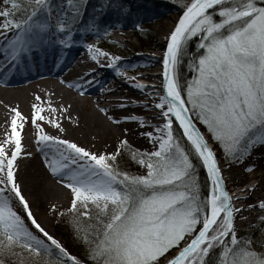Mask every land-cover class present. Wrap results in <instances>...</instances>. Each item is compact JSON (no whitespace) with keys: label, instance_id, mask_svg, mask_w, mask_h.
Masks as SVG:
<instances>
[{"label":"snow or ice","instance_id":"obj_1","mask_svg":"<svg viewBox=\"0 0 264 264\" xmlns=\"http://www.w3.org/2000/svg\"><path fill=\"white\" fill-rule=\"evenodd\" d=\"M66 2L67 10L54 11L51 0H25L23 5L5 0L8 6L0 7L4 18L0 27L5 30L0 32V64L25 63L39 56L54 38L60 45L72 43L68 10L79 9L75 0ZM193 38L199 50L190 52ZM87 47L93 50L95 45ZM186 58L192 70L187 79L182 72ZM118 60L119 56L111 57L117 74L121 72ZM155 94L163 120L155 129L158 147L132 150V159L146 168L143 174L120 168V146L115 152L98 154L49 134L37 122L38 117L44 119V105H33L36 147L51 172L72 192L70 211L80 215H72L70 221L86 245V255L95 264H161L162 260L164 264H208L209 255L213 264H264V246H254L248 233L244 238L237 235L235 218L246 205H234L220 162L193 120L194 114L207 126L222 146L225 160L243 159L255 147L264 146V0H184L163 54L162 90ZM47 107L56 110L52 103ZM13 112L11 134L0 143V264H86L46 231L22 192L17 157L31 155L22 153L20 121L27 118L17 109ZM174 121L190 144L176 136ZM47 122L62 130L59 120L49 116ZM119 143L127 146V138ZM197 160L211 180L203 191ZM13 200L21 203L38 232ZM259 205L264 210V200ZM185 239L188 242L181 247ZM174 247L179 251L165 260Z\"/></svg>","mask_w":264,"mask_h":264},{"label":"bare ground","instance_id":"obj_2","mask_svg":"<svg viewBox=\"0 0 264 264\" xmlns=\"http://www.w3.org/2000/svg\"><path fill=\"white\" fill-rule=\"evenodd\" d=\"M2 22L3 18L0 17ZM155 29L164 38L173 29V22L157 23ZM4 31L0 27V32ZM78 37L73 32V42L66 45H60L58 38H54L39 56L25 63L0 64V143L6 139L5 134H11L13 109L19 110L27 118L20 121L23 124L20 129L22 153L31 155L17 157L16 175L41 225V221L50 223L49 218L45 222L44 214L52 205H58L64 200L70 202L72 192L66 184L60 182V177L51 172L45 163L44 154L36 147L37 130L31 122L33 105H44V119L38 117L37 122L44 125L45 131L71 139L98 154L110 152L113 143L125 137L132 144L152 151L158 147L155 129L163 123L160 110L155 104L158 98L154 96L157 95H153L152 89L147 91L152 87L148 85L140 88L136 83L137 79L153 80L159 83L157 89L162 90V65L156 71L152 70L158 54H150L146 50L114 53V56L120 57L116 63L120 65L121 72L117 74L111 67L112 61L107 51L101 53L99 50H89L87 44L92 43ZM2 43L3 40H0ZM121 80H125L126 84L121 83ZM48 103L54 104L56 110L49 109ZM105 108L107 112L103 110ZM49 116L60 121L62 130L47 122ZM136 117H144L145 121L151 123H142ZM149 131L153 132V137L146 135ZM204 136L209 139L206 133ZM9 143L14 146V142ZM218 161L225 184L232 190L234 205L237 208L241 204L246 205L235 218L239 231L246 220H254L253 210L259 208V202L264 200V146L255 147L250 155L236 162L224 164ZM243 176H246L245 181L236 184ZM241 196L245 198L241 199ZM13 205L29 226L38 232L31 225L21 203L13 200Z\"/></svg>","mask_w":264,"mask_h":264},{"label":"rangeland","instance_id":"obj_3","mask_svg":"<svg viewBox=\"0 0 264 264\" xmlns=\"http://www.w3.org/2000/svg\"><path fill=\"white\" fill-rule=\"evenodd\" d=\"M21 1L22 2H19V1L18 2L21 4L25 3V0H21ZM81 1H83V0H75L77 7H79V4L81 3ZM108 1L109 0H105V2H108ZM179 1L184 4V0H179ZM124 3H121L117 0H110V3H109L110 5L108 8L110 9L111 12H113V15L108 17V18H110V20L106 26V30L103 33H98L96 31H94V29H95L94 26L87 25L83 29H81L80 31L77 32V37L79 36L78 37L79 39L87 40V42L95 45V48H94L95 51H98L100 49L107 51V56L110 58L112 56H114V53H118V52L138 53L141 50H146V51L150 52V54L156 53V54H158V56H157V59L154 61V66L152 69V70H156L158 66L163 65L164 51L158 50V49H150L149 45L160 47L162 44L166 43L168 36L162 38L161 35L159 34V32L155 29V25L157 23H160V22H162V23H164V22L165 23H172L173 22V27H174L175 22H176V18L179 17L181 11L183 10V5L179 4L180 6L176 7L178 9L169 12L167 17H163V18L152 21V18H144L149 13L146 12V10L140 9L142 7H144V8L147 7L145 5L146 3H141V1H133L132 4L134 6L140 7L139 8L140 10H138V11H136L135 9L132 10V7L127 5L128 3H126V6L124 5ZM3 6H8V5L5 4V0H0V7H3ZM57 8H59L61 10H67L68 5H67L66 0H54L53 10L55 11ZM95 11L98 12V9H95ZM140 11H143V12H140ZM117 13H118L119 18H121V17H127V18L121 20V19L116 17ZM68 14L69 15H75L77 13L74 11L68 10ZM0 17H2V16H0ZM217 18H219V17L217 16ZM144 20L147 22H144ZM149 21H152V23H150ZM140 30L143 31L144 34L149 31V33H151L154 36L155 41L150 40V37L148 39L144 36V37H142V41L138 42L133 35L135 33L139 32ZM193 42H194V44H196L195 38H193ZM196 47H197V44H196ZM193 118L196 121L197 125H199L201 127L202 131L208 135L209 139L214 140L211 133L207 129V126L202 121L197 119L194 114H193ZM122 139H119L118 141L113 143V147L110 150V152H115L117 147L120 146L122 150L120 153L117 154L118 163H119L120 168L122 170H127L130 172H137V173L143 174L146 171V168L144 166L140 165L136 160L132 159V150L133 149H135V150H147V151H150V150L140 148V147L132 144L128 140H127L128 141L127 146H122L119 143ZM30 140L32 141L31 138H30ZM212 140H211V142H212ZM214 141L216 142L215 146H214L213 142L211 143V145L213 147V152L216 154L218 160L223 161L224 164H228V163L236 162V161L240 160V159L232 160L231 158L225 160L224 150H223L222 146L220 145V143L218 141H216V140H214ZM206 177H207V174H206ZM245 177L246 176H243L240 179H238L236 184H242L245 181L244 180ZM210 184H211V182L208 180V177H207V187H209ZM226 188L229 191V188L227 186H226ZM71 200L68 203L64 200L62 202H59L60 204L56 205L55 208H53V207L50 208L44 214V220H46L45 222H47V220L49 218L50 223H48V224L43 223V221H41V223L45 229H47L49 232L54 234L53 236L56 239H58L61 242V244H63L64 247L68 249V251L70 253L77 256V254L79 252L78 245L75 242L68 241V246H67L66 245V242H67L66 238L64 237V235L62 233L59 232V231H62L63 229L66 230V228L64 226L63 227L62 226L57 227V225L60 222H63L64 220H66V221L69 220L72 215H76V216L80 215V213H78V212L72 213L70 211L69 206L71 204ZM62 208L66 209L68 211H66L65 213H61L60 209H62ZM81 211H83V209H81ZM253 212H254V220H251V221L246 220L243 223L242 228L239 231H237L238 236L244 238L245 234L248 233V238L250 239L252 234H253V231L259 230V231H261V233L263 234V237H264V223L261 222V218L264 217V210H262L261 207H259L257 209H254ZM84 221L87 222V218H84ZM72 226H73V224H71L69 227L76 234L75 227L73 228ZM85 226H87V223L85 224ZM79 240H82V239L79 238ZM81 242L84 243L83 240ZM185 242H188V239H185L182 242V244ZM263 245H264V243H263ZM176 248L177 247L170 249L169 252L164 257V259L166 260L168 257L174 255L176 250H177ZM87 258H89V257L87 256ZM85 261H86V264H88L90 262H92L91 264H95V261L91 260V259H88L89 262H87L86 259H85ZM161 264H164L163 260L161 261Z\"/></svg>","mask_w":264,"mask_h":264},{"label":"trees","instance_id":"obj_4","mask_svg":"<svg viewBox=\"0 0 264 264\" xmlns=\"http://www.w3.org/2000/svg\"><path fill=\"white\" fill-rule=\"evenodd\" d=\"M18 1L22 2L21 0H18ZM117 1L121 3L125 2L124 3L125 6H126V3H128L127 5L132 7V10L134 9L136 11L140 9L146 10V12H148L149 14H147V16H145L144 18H152V21L163 18V17H167L169 12L178 9L176 7L180 6L179 4L183 5V3L180 2L179 0H117ZM133 1H141V3H146L145 5L147 7L140 8L138 6H134L132 4ZM51 2L52 4H54V0H51ZM109 3H110V0L108 2H105V0H83L81 1L78 7L79 11L76 12L77 14L73 15L74 18L72 20V23L70 22V26L74 28V27H79V26L81 27V26L92 25L95 27L96 32L103 33L106 30V26L110 20V18L108 17L113 15V12H111L110 9L108 8L110 5ZM95 9H98V12H96ZM140 12H143V11H140ZM21 15H22V9H21ZM116 17L119 18L118 13ZM126 18L127 17H121L119 19L123 20ZM152 21H149V22L152 23ZM67 22L69 23V20ZM144 22H147V21L144 20ZM133 36L138 42H141L142 37L144 36L148 39L150 37V40L155 41L154 36L151 33H149V31L144 34V32L140 30L139 32L135 33ZM149 46H150V49H158V50L164 51L165 43L162 44L160 47L153 46V45H149ZM188 48L190 52H195L199 50L197 49L196 44H194L193 39L190 40ZM182 72L186 79L191 77L192 75V70L188 66L187 58L183 61ZM173 127H174V132L176 136L181 138V142L190 144L185 138V136H183L181 128L175 121H174ZM212 142L214 143V146H215L216 142L214 140H212ZM197 164H198L197 171H198L199 180L202 185V191H203L207 188V177L205 173L206 171L204 169V166L200 163V161L197 160ZM86 223L87 222L84 221V225ZM71 224L72 223L70 222V219L67 221L64 220L63 222H60L57 225V227L64 226L66 228V230L63 229L62 231H59L66 238V241H67L66 245L68 246V241L75 242L79 247V252L77 254V257H79L81 260H84V261L86 259L87 262H89L90 260L88 261L89 258H87V255L85 253L86 245L82 243L81 242L82 240H79L78 236L70 229L69 226ZM72 227L74 228V225ZM250 239H254L255 241L254 246L256 247L264 246L263 245L264 237L261 231L254 230ZM213 259L214 257L212 255H209L207 257L208 264H213ZM91 263L92 262L88 264H91Z\"/></svg>","mask_w":264,"mask_h":264},{"label":"water","instance_id":"obj_5","mask_svg":"<svg viewBox=\"0 0 264 264\" xmlns=\"http://www.w3.org/2000/svg\"><path fill=\"white\" fill-rule=\"evenodd\" d=\"M183 12V11H182ZM182 12L180 13V15L182 14ZM179 15V16H180ZM179 18V17H178ZM178 18H177V20H176V22L178 21ZM176 22H175V24H176ZM174 27H175V25H174ZM166 48H167V42H166V45H165V50H166ZM165 50H164V52H165ZM162 78H163V74H162ZM193 120H194V118H193ZM194 122H195V124L197 125V123H196V121L194 120ZM181 127V129L183 130V128H182V126H180ZM197 127L199 128V130H200V132L204 135V132L200 129V127H199V125H197ZM186 137V136H185ZM205 137V136H204ZM187 138V137H186ZM206 140H207V138H206ZM207 142H208V145H209V147L211 148V142H210V140L208 139L207 140ZM212 149V148H211ZM213 150V149H212ZM206 169V168H205ZM206 172H207V169H206ZM208 177V176H207ZM208 180L211 182V180H210V178H208ZM185 243H187V242H185ZM184 244V243H183ZM183 244L181 245V247L183 246ZM177 251H179V248L176 250V252ZM175 252V253H176ZM175 255V254H174ZM171 257V256H170ZM170 257H168V258H170ZM167 258V259H168Z\"/></svg>","mask_w":264,"mask_h":264}]
</instances>
